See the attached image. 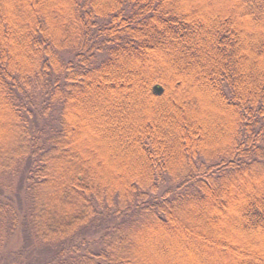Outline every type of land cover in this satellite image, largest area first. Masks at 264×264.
<instances>
[{"label":"trees","instance_id":"16d2710c","mask_svg":"<svg viewBox=\"0 0 264 264\" xmlns=\"http://www.w3.org/2000/svg\"><path fill=\"white\" fill-rule=\"evenodd\" d=\"M0 264H264V0H0Z\"/></svg>","mask_w":264,"mask_h":264},{"label":"rangeland","instance_id":"374dc122","mask_svg":"<svg viewBox=\"0 0 264 264\" xmlns=\"http://www.w3.org/2000/svg\"><path fill=\"white\" fill-rule=\"evenodd\" d=\"M179 253H182V252L179 251Z\"/></svg>","mask_w":264,"mask_h":264}]
</instances>
